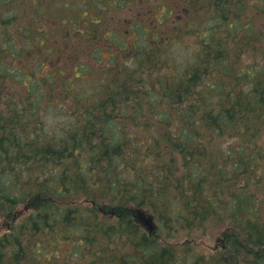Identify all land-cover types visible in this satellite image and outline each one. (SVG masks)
<instances>
[{
  "label": "trees",
  "instance_id": "1",
  "mask_svg": "<svg viewBox=\"0 0 264 264\" xmlns=\"http://www.w3.org/2000/svg\"><path fill=\"white\" fill-rule=\"evenodd\" d=\"M185 1L191 58L166 57L168 35L154 47L146 38L125 80L118 75L94 106L69 112L57 132L44 122L65 108L53 106L50 81L33 80L26 104L0 91V264H58L64 252V260L90 256L84 264H250L251 249L253 264H264V32L246 36L258 28L256 18L240 21L251 0ZM3 14L0 76L8 80L20 71L9 65L19 49ZM95 184L108 203L75 206ZM208 222L225 240L218 258L162 241L161 233L174 239Z\"/></svg>",
  "mask_w": 264,
  "mask_h": 264
},
{
  "label": "rangeland",
  "instance_id": "2",
  "mask_svg": "<svg viewBox=\"0 0 264 264\" xmlns=\"http://www.w3.org/2000/svg\"><path fill=\"white\" fill-rule=\"evenodd\" d=\"M28 1L29 0H14L11 4L18 13L20 12V16L22 18H30L32 22H34L33 20H36V22L34 23H37L39 19L37 15L34 17V12L32 11L33 8H35V10H38L41 15L53 19H48L43 22L44 28L46 29H51L53 23H57L59 25L58 28L54 27V30L47 31L45 33L46 36L39 37L32 35L27 39V43H24L23 41L22 45H17V48L20 47V49L18 48V55H12L11 63L9 65L10 67H17L18 70H20V73L16 70L14 76H9L10 79L8 80L0 76V83L2 82L0 84V91L2 92V96L4 99L15 98L17 99L18 104H26V90L28 89L27 87L31 85V83L35 84V82L33 81L34 79L39 80L40 82L44 81V84L47 83L48 80L52 79L50 80V83L52 86L51 98L53 97V106H58V108L64 106L65 108L62 110V112L54 113V110H51L52 113L50 111L47 114L46 107L48 106V102L45 100L44 102H42V106L44 109L43 113L44 115L47 114L44 118L45 126L51 131L55 130L57 132L58 129L61 130L62 128H64V126H66L67 123L70 122V119L67 116L69 112H74V110H77L79 113H81L83 111L82 108L94 106V104H92V101L94 100L95 96L99 95L103 91V83H105L104 91L106 92L109 90L107 89V86H109V82H112L113 79L117 77L114 73H108L106 71L103 72L99 69L102 65L101 62H104V60L108 58L109 54H111L107 48L104 49V47H108V45L105 46V41H103L101 38H99V41H94L95 44L86 43L85 41L80 42L75 38H73V40H77L78 42L73 41L74 43H65L66 39H63V37L56 39L57 43H55L52 40L53 36L51 35V33H48L55 32L56 34H60V32H62V35H64V32L67 30V26L72 24V19L74 22H78L76 19H74V17H76L80 12L81 15L83 13H86V10L82 9H87V17L90 21L92 30L97 31V33L102 32L103 34L105 31L104 29H116L119 34L120 32H122L121 27L123 25L121 22V18L128 19V21L130 19L131 23V19L135 17L136 12L139 10L142 12V14L139 16L140 20L145 17V22L142 25H145L146 30L140 28V33H138L139 29L137 30L134 27H129L128 35L124 36V34L120 33L121 37H118L117 34L116 37L118 39H123L122 41L128 43L131 48V45H133V43L131 42L135 38L136 40L139 39L143 44H146L145 41L147 38L149 45L154 47L156 46V44L163 42L162 36L168 35L169 39L162 44L164 48L162 49V52L166 54L165 56L168 57L172 62L174 60L181 63H186L188 61V58H191V46L193 45L194 39L196 40V38H194V34L196 33L192 32L193 34H191L190 36L181 35L184 32H188L185 31L186 27L183 22L188 21L191 17V11L188 10L190 6L184 4L185 0H127L129 2V5L124 8L114 6L113 0H107L106 2L105 0H102V6L106 8L108 5L105 6V4L109 3L110 10L98 11V13L90 12V10H92L93 8L90 0H50L48 2L39 0L36 7L32 5L27 6L28 16H25L23 13L21 14V10L24 9L23 7L28 4ZM117 1L120 3L122 0ZM259 2V0H251L249 1V3L245 4L247 10L241 11L242 16L240 18V21L244 22L246 25L248 21L253 20L254 18L257 19V30H246L245 32L246 36H251L250 39L255 38L258 33V35H261V33L264 32V25L258 23L259 20H263L264 22V5L260 2L259 10H257V8L254 6V4H257ZM66 5H71V10H69ZM96 7L97 6L95 3L93 10L96 9ZM168 9H171L173 14L169 13L168 20L162 21V18L164 17L165 12H167ZM248 9H251L252 14H249ZM257 11H260L261 14H257L256 16H254ZM99 17L101 18V22H99L97 19ZM0 18L4 19L5 16L0 15ZM56 20L60 22H56ZM136 20H138V18ZM149 21H151V23H149ZM91 22L93 23L91 24ZM63 23H66L68 25L63 27L60 25ZM0 29H3L1 23ZM177 30L179 36H173L172 32H177ZM143 32L146 33L145 36ZM147 33L151 34L148 35ZM152 34L157 35L160 38L159 41H156V38L150 39V36ZM175 37L178 38V42L175 41ZM30 44H33L34 46V51L36 52L35 56L30 52L24 51L25 48H30ZM36 44L37 46H35ZM96 44L100 46V56L104 59H101V57L99 56L94 58V45ZM56 48L58 49L57 54H55ZM51 49L54 50V53L52 55H48V57L53 58L45 57V55L41 56V53L45 51V54H47ZM247 59L248 58L246 57L244 61H247ZM79 64H87L88 67L82 70H75L76 66ZM56 72H59V76H56ZM24 75H27L29 79L20 78ZM120 77L121 80H125L127 76L121 75ZM142 77H144V75ZM17 78H19V80H22V84H19ZM105 80L108 81L105 82ZM51 86L49 85L46 88L47 92L51 89ZM66 109H68L67 112ZM224 167L225 170L227 169V171L231 175V170L226 166ZM261 176L262 175H259L260 180L263 181L261 182V185H264V176ZM254 182L255 181H252V183ZM99 189L100 185H92L91 190L86 193L89 201H86L85 203H82V201L85 199L83 196H80L79 200L75 197V199L77 200L75 202V206L80 204V206L89 207L99 205V203L101 202L99 206L104 207L105 203H108V201L104 198L105 196L100 193ZM92 202L94 203L93 205ZM71 206L73 205L71 204ZM143 217L146 218L145 215H143ZM145 225L146 224L144 222L141 224L143 230H145L146 232H151ZM221 225L222 227H225V222L221 223ZM201 228V231L197 230L192 234H190V232L195 230L196 227L191 230H180V236L175 237L174 239L164 238V236L166 235L161 233L162 241L167 247L171 244L173 245L175 250H179L182 253L184 251L193 249L197 255L205 252L208 258H218V247L221 246V243L222 245L225 244V240H223V237H219L221 233L220 229L217 230L215 222L204 223ZM5 232L6 231L4 225H2L0 222V236ZM110 239L111 238L109 236L108 238H105V241L109 242ZM221 239L222 242H219V240L221 241ZM124 250H132L131 245H126ZM248 251L250 253V256H246L247 261L250 264H253V260L256 259L254 255H258V252L254 249ZM66 255L69 256V253L64 252L62 254V257L60 259H57L58 262L56 263L84 264L85 261L89 259L88 257H90L88 256L82 258V255L79 253V257L77 258L72 257L64 260ZM240 264L245 263L241 262Z\"/></svg>",
  "mask_w": 264,
  "mask_h": 264
},
{
  "label": "flooded vegetation",
  "instance_id": "3",
  "mask_svg": "<svg viewBox=\"0 0 264 264\" xmlns=\"http://www.w3.org/2000/svg\"><path fill=\"white\" fill-rule=\"evenodd\" d=\"M13 1L14 0H0V12L2 15H4L3 12L9 13L8 16H10V19H11L10 23H11V29H12V38H13V42L16 45V48H17V45L18 46L22 45L23 41H24V43H27V41H28L27 39L29 37H31L32 35L43 37V36H46L45 33L47 31L54 30V27L58 28L59 24H57V23H53L52 24L53 26L51 29L44 28L43 22H45L48 19H50V20H53V19L47 18V17L41 15L40 12H38V10H35V8H33V7H32L33 8L32 11L34 12V17L37 15L39 21L37 23H34V22H36V20H33L34 22H32L30 18H22L20 16V12L18 13L17 10L12 7L11 3ZM38 1L39 0H29L28 4L23 7L24 9L21 10V14L23 13L25 16H28L27 6L32 5V6L36 7L38 4ZM44 1L48 2L50 0H44ZM101 1L102 0H97V1L90 0V2L93 5V8H94L95 3L97 6L96 9H94V10L92 8V10H90V12H92V13L97 12L98 13V11L110 10L109 9V3L105 4V6L106 5H108V6L106 8H104L102 6ZM106 1L107 0H105V2ZM113 5L116 7H119V8H124V7H127V5H129V2L127 0H122L119 3L117 0H113ZM66 7H68L69 10H71V5L70 6L66 5ZM82 10H86V13L82 14L83 16L81 15V12H80L76 17H74V19H76L78 22H74L72 19V24L69 26H67L68 24H66V23L60 24L63 27L67 26V30L64 32V35H62V32H60V34H56L55 32H48V33H51V35L53 36L52 40L55 43H57L56 39L63 37V39H66L65 43H68V42L74 43L73 41H76V42L85 41L86 43L95 44L94 41H99V38H101L103 41H105V46L108 45V47H104V49L107 48L111 54H109L108 58L106 60H104V62L103 61L101 62L102 65L101 66L99 65L100 66L99 69L103 72L106 71L108 73H114V74H116V76H118V75L124 76L125 74L127 75V73L124 74L123 71L124 72L127 71L126 67H128L129 59L134 56L135 50H137L136 48H137L138 44L141 43V41L139 39L136 40V38H135L131 42V43H133V45H131V48H130L128 43H125L124 41H122L123 39H118L116 37V35L118 34L116 29L115 30L104 29L105 30L104 34L102 32L97 33V31L92 30V27L90 25V21L87 17V9H82ZM141 14H142V12L138 10L135 14V17L131 19V21H132L131 23H130V19L128 21V19L121 18V22L123 25L121 27L122 32H120V33L124 34V36H127L129 33V27H134L137 30L139 29L138 33H140V28H143L144 30H146L145 25L144 26L142 25L145 22L144 21L145 17H143L141 20L139 18V16ZM137 18H138V20H136ZM1 19L2 18H0V20ZM92 19H93V17H92ZM97 19L99 22H101L100 17ZM56 22H60V21L56 20ZM92 23L93 22H91V24ZM149 23H151V21H149ZM120 33L118 34V37H121ZM143 33L145 36L146 33L145 32H143ZM70 34H72V35H70ZM147 34L150 35L151 33H147ZM73 38L77 39L78 41L73 40ZM154 38H156V35L152 34L150 36V39H154ZM35 46H37V44ZM41 46H43V45H41ZM94 46H95L94 58L97 56L101 57L100 56V46H98L97 44ZM18 48L20 49V47H18ZM52 50L53 49H51L50 52L47 54H45V51H44L43 53H41V56L45 55V57H48V55H52L54 53V50L53 51ZM55 50H56L55 54H57L58 49L56 48ZM24 51L30 52L34 56L36 55V52L34 51L33 44H30V48H27V49L25 48ZM48 58H53V57H48ZM101 59H104V58L101 57ZM86 67H88L87 64H79L76 66L75 70H77V69L82 70ZM90 69H86V70H90ZM56 76H59V72H56ZM34 80L39 82V80H36V79H34ZM50 80H52V79H50ZM50 80H48V81H50ZM107 81L105 80V82H107ZM41 82H44V81H41ZM109 83H111V82H109ZM104 86H105V83H103L102 90H104V88H105ZM107 88H108V86H107Z\"/></svg>",
  "mask_w": 264,
  "mask_h": 264
}]
</instances>
